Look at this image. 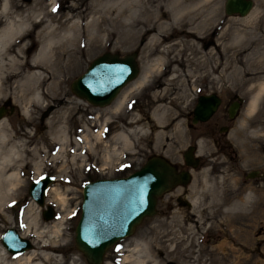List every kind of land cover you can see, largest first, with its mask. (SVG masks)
I'll use <instances>...</instances> for the list:
<instances>
[{"label":"rangeland","instance_id":"rangeland-1","mask_svg":"<svg viewBox=\"0 0 264 264\" xmlns=\"http://www.w3.org/2000/svg\"><path fill=\"white\" fill-rule=\"evenodd\" d=\"M52 1L11 0L15 12L13 18L30 14L29 8H32L55 20L61 19L66 25L75 21L87 25V31H82L77 45V63L65 75L62 86L72 103H62L59 98L64 94L58 98L60 91L55 96L52 93L54 87L49 84L48 88L45 87L51 93L39 108L31 103L33 114L29 117L23 113L27 104L23 93L14 89L13 80L8 79L0 97V105H4L6 110L3 116L16 141L24 143L30 139V142L22 146L19 195L6 203V215L0 211V245H3L1 235L7 227H14L33 240L30 233L24 235L27 222L23 219L24 213L33 207L30 215L47 233L54 226L61 225V243L53 252L61 257L63 264H71L75 255L79 256L77 263L89 264L74 241L84 183L99 177L126 175L153 154L164 155L178 169L187 167L182 153L194 140L190 137L192 132L187 125L186 114L193 108L198 92L205 88L217 91L222 101L215 115L205 123H198L195 129L201 134L204 148L198 155L196 145L198 164L195 168H186L190 171V180L161 195L155 214L144 217L131 235L110 246L102 264H123L124 256L137 252L141 255L150 253L159 264H264V94L260 96L256 110L249 113L252 96L264 82V56L261 54L264 49V0H253L254 6L246 15L226 13L225 0H203V4L191 8L163 29L155 28L157 17L162 9L171 17L167 9L171 0L133 2L132 8L126 11L124 25L112 20L116 15L115 9L108 10L109 7L115 8L112 2L116 3V0H55L50 5ZM190 1L194 0H182L180 4ZM2 2L0 0V5ZM211 5L214 7V21L200 29L197 47L185 45L186 51L182 54L179 52L182 45L172 47L164 55L161 70L166 77L170 76L174 66L179 68L180 74L168 91H163L165 78L159 75L161 70L157 68L148 82L133 90L127 88L141 75L144 64L157 61L164 46L189 39L182 33L208 19ZM0 20L1 25L2 17ZM245 25L248 30L254 25L257 27L253 28V33L250 29L245 36L238 35L234 39L231 30ZM225 28L229 29L228 34L222 33ZM155 29L160 34L151 40ZM24 42L30 45L24 55L31 57L39 50L40 41L34 31L27 33ZM221 44L225 45L222 52ZM104 51L120 55L137 52L139 76L128 82L118 94L119 98L125 88L129 93L125 104L118 110L110 107L117 100L111 105H94L75 94L70 86L72 79ZM239 51H242L240 61L229 63L233 54ZM189 54L192 61L185 60ZM152 87H156L155 90L151 91ZM237 97H241L240 106L235 116L229 118L227 107ZM160 103L168 107L164 126H159L152 119L153 110ZM132 116L138 120L133 126L129 124ZM224 124L229 128L226 132H219L218 127ZM86 125L94 151L86 147L87 143L82 138ZM142 127L144 129L138 131ZM131 128H137V131L130 133ZM211 128L215 136H220L218 143L206 133ZM63 130L69 136L68 147L71 150L64 153L65 156L53 159L60 149L57 137ZM100 130H103L102 137L96 139L95 135ZM122 130L129 134L131 143L128 145L116 139ZM108 152L110 158L106 159ZM36 163L41 164L39 174ZM250 169H258L259 173L247 177ZM44 173L55 177L51 185L65 199L62 204L56 191L48 188L46 199L54 205L55 214L47 220L42 215L43 207L38 206L28 193L31 180ZM33 245L37 247L35 243ZM137 246L140 249L136 250ZM14 256L7 252L8 260Z\"/></svg>","mask_w":264,"mask_h":264},{"label":"bare ground","instance_id":"bare-ground-1","mask_svg":"<svg viewBox=\"0 0 264 264\" xmlns=\"http://www.w3.org/2000/svg\"><path fill=\"white\" fill-rule=\"evenodd\" d=\"M116 1H117L116 3L112 2V5L115 4L114 5L115 8L109 7L110 9L108 10L115 9L116 15L112 17V20L118 22L119 24L124 25V17L126 16V11L132 8L133 2H138L139 4V1L141 0H130V2L129 0H116ZM54 2L55 0H53L50 5H52ZM180 3H182V0H171L167 5V9L170 11L171 17H168L165 14V12H163L164 9H162V12H160L157 17L156 22L158 23V25L155 26V28L157 27V29L159 28L163 29L169 27L191 8L195 9L198 5L200 6L201 4H203V0H194L188 3L184 2L186 3L185 5H181ZM213 8L214 7L211 5V9H210L211 14L208 19L204 20L203 22L197 24L194 27H188L186 30H184L182 34L185 37H188L189 39L187 40L182 39L175 43H171L169 45L164 46L161 51V56L157 59V61L154 64H150V65L144 64V70L141 73V75L140 76L138 75L139 77L137 76L138 78L136 77L137 78V79L135 78L136 80L135 79H133L132 81L130 80L131 82H133L134 80L135 81L131 85L126 87L129 89L131 88V90H133L134 88L138 86L140 87L141 85L148 82L149 77L150 76L152 77L153 72L156 70L155 68L161 70L162 68L161 66H163V59L165 58L164 55L167 52H169L168 50L170 48L171 49L172 47L178 48L179 46L182 45L183 47L179 49L180 54H182L184 50L186 51L185 45H187L189 48H191V45H193L192 47L196 48L197 47L196 45H198L197 43L201 38L200 29L205 24L207 25L214 21ZM29 9L31 11L30 14H27L20 18H13V14L15 12L12 10L11 0H3L2 4L0 5V18L2 17L3 20L2 21L3 24L0 25V97L3 96L2 94L6 88V83L9 80H13L14 89L22 92L25 97V101L27 102V104L23 107V113L31 117L33 114L31 109V103L32 105L38 108L40 105H42V101H44V99H46V97L48 96L47 94L51 93L48 92L49 89H46L45 87L49 84L54 87V89H52V93H54V95L57 93V91H60L58 92L60 95L58 96L56 94L55 96H58L59 98L62 95V93L64 94L63 97L59 98L62 99L61 100L62 103H72V100L67 99L66 96L68 95V93L62 90V86L65 81V75L71 72L74 65L77 63L76 61L77 60L76 52L78 50L77 45L79 44L78 42L80 35L82 36L81 34L82 31L83 32L87 31V25L84 24L81 25L76 21L73 22L71 25H66L65 22L62 21L61 19L55 20L54 18L49 17L48 14H44L43 12L40 11H34L32 8ZM248 20H245V22L246 21L249 22ZM254 27L257 26L254 25ZM147 28L148 30L151 31L150 24H148ZM253 28H250L251 29L250 33H253L254 31ZM157 29L153 31L151 40L156 39V37H158L157 35L160 34V32ZM229 29L226 30L225 28L222 31V33L228 34ZM249 30L248 27H246L245 25V27L242 28L237 27L236 29L231 31L232 34L234 33L235 35L234 39H235V37H238V35L245 36ZM29 31H34L36 38L40 41L39 50L36 52V54H34L31 57L29 55H24L25 49L28 48V46H30L26 44V42H24V37H26ZM110 33L112 34V32H109V34ZM86 38L87 36L85 37V39ZM240 38L242 37H239V39ZM164 39L165 38H163V40ZM83 43L85 44V41H83ZM259 44H257L258 47ZM13 45L15 46V48H12ZM224 48L225 45L221 44L220 51L222 52L223 51L222 49ZM241 52L242 51H239L238 53H234L228 62L229 63L233 61H235V63L239 62L240 61L239 54H241ZM261 54L264 56V49L261 52ZM183 58L184 57H182V59ZM185 60L192 61L193 58L189 54ZM171 74H170L171 77L170 76L166 77L164 71L161 70L159 73L161 77L165 78L163 91H168L170 84H173L175 82L173 80H175L177 77L180 76L179 68L177 66H174V69L171 71ZM55 87H57V90L55 89ZM127 88L124 89L123 94L119 98H118L119 95L116 97L115 100L117 101L113 105H111L115 101L114 100L110 104L111 105L110 107H112L115 110H118L123 106V104H125L129 94L128 91H126ZM183 92L185 93L184 90ZM262 94H264V82H261L259 84L256 93L254 94V96H252L249 106V113H252L256 110L257 105L259 103V98L260 96H262ZM180 96H186V95L180 94ZM82 102L86 103L84 100ZM167 108H168L167 105H163L160 103L157 104L153 110L152 119L159 126H164V120L166 119L165 115L167 112ZM31 121H33V119H31ZM135 122H138V120L132 116L131 120L129 121V124L133 126ZM176 124H177L176 126L179 127L180 124L178 122ZM144 127L138 129V131H142ZM87 129H89L87 125L84 126L83 128L84 135L82 138H84L85 142L87 143L86 147L90 149V151H94L95 146L92 143L91 136L87 132L88 131ZM136 129L137 128H131L129 132L130 133L135 132L137 131ZM102 131L103 130H100V132L97 135H95L96 139H100L102 137ZM116 139L124 141L126 145L131 143L129 134L124 130L118 133ZM57 140L60 149L58 151V154L55 155L53 159H58L60 157H63L66 155L64 153L71 150V148L68 147L69 136L66 133V131L63 130V133L57 137ZM29 142L30 139H28L27 142L24 141V143L16 141L15 138L10 133V129L6 124L5 117L3 116L0 118V211L5 213V215H6V211H5L6 203L8 202V200L12 198L17 199V196L19 195L18 188L21 182L19 164L20 161L23 160L22 146ZM197 145H198V155L202 154V148L204 147L201 138L198 140ZM75 157L76 156H74V158ZM109 158H110V152L106 154V159ZM40 165H41L40 163H36V172L38 174L41 173ZM191 168H195V167L191 166ZM50 189L51 190L54 189L56 191L57 198H59L62 204H64L65 199L63 195L58 191V189L56 187H53L52 185L50 186ZM237 202L238 204H240L239 201ZM33 211H34L33 207H31L23 215V219L27 222V232L24 235L30 233L33 236L32 243H35L37 247L25 249L21 253L14 254L15 256L11 260H8L7 259L8 250H6L4 245H0V264H63L64 261L61 260V257L58 256L57 253L53 252L59 246V243H61L60 240L62 239V234H63L61 225L54 226L53 229H51L47 233L45 229H41V227H39V225L35 221V217L30 215ZM135 249L138 250L140 248L137 246ZM77 259H79L78 255L73 256L71 264H79L77 263ZM123 264H159V263L155 259H152L150 253H145V255H141L138 254L137 252V254L132 253L124 256Z\"/></svg>","mask_w":264,"mask_h":264},{"label":"water","instance_id":"water-1","mask_svg":"<svg viewBox=\"0 0 264 264\" xmlns=\"http://www.w3.org/2000/svg\"><path fill=\"white\" fill-rule=\"evenodd\" d=\"M253 0H225L228 14L246 15L253 7ZM137 52L120 55L104 51L95 56L86 69L72 79V91L94 105L110 104L121 88L139 72ZM241 98L234 99L229 107V117H234ZM220 96L212 92L200 94L192 110L193 122L204 121L217 109ZM0 106V118L5 113ZM194 146L184 151L187 165L196 167L198 158L193 155ZM258 169H250L247 177L256 176ZM191 178L187 169L178 170L164 155L153 154L135 170L126 175L99 177L84 183L80 216L75 225L74 241L89 264H102L106 250L131 235L146 216L154 215L158 198L173 186L186 184ZM54 177L42 175L30 182L28 193L36 204L43 207L44 219L54 217V205L46 200V192ZM1 242L12 254L33 247L32 240L20 234L16 228L7 227Z\"/></svg>","mask_w":264,"mask_h":264},{"label":"flooded vegetation","instance_id":"flooded-vegetation-1","mask_svg":"<svg viewBox=\"0 0 264 264\" xmlns=\"http://www.w3.org/2000/svg\"><path fill=\"white\" fill-rule=\"evenodd\" d=\"M155 88L156 87H153V88H151V91L152 90H155ZM212 92H216L219 96H220V98H221V101H222V97H221V95L217 92V91H214V90H206L205 88H204V90L203 91H200V92H198V95H197V97L200 95V94H210V93H212ZM197 97H196V99H197ZM238 98V97H237ZM221 101H220V104H221ZM196 102V101H195ZM232 102V101H231ZM220 104L218 105V107H217V109L210 115V117L208 118V119H206V120H204V121H196V122H193V120H192V117H193V112H192V110H193V108H191V110L186 114L187 115V117H186V120H187V125H188V127H189V130L192 132L190 135V137L191 138H193V140H194V143L193 144H190V145H193L194 146V153H195V149H196V145H197V142H198V140L200 139V135L201 134H198V133H196V130L195 129H197L196 127H197V125H198V123L200 124V123H205V122H207V121H209L214 115H215V113L217 112V110H218V108H219V106H220ZM229 105H230V103H229ZM229 105H228V107H229ZM194 107V106H193ZM228 107H227V116L229 117V114H228ZM226 116V115H225ZM229 118H232V117H229ZM229 128V125L228 124H224V125H220L219 127H218V131L219 132H226L227 131V129ZM214 129L213 128H211V129H209V132H206L207 134H209V135H211L212 136V139L215 141V142H219L220 141V136L219 135H217V136H215L214 134H213V131ZM194 132V133H193ZM198 146V145H197ZM197 151H198V149H197ZM184 152V151H183ZM196 155V154H195ZM194 155V156H195ZM182 156H183V153H182ZM185 159H184V156H183V162L185 163V161H184ZM198 161H199V159H198ZM186 164V163H185ZM186 168H189V166H187V167H182V168H179L180 170L181 169H186ZM191 168V167H190Z\"/></svg>","mask_w":264,"mask_h":264}]
</instances>
